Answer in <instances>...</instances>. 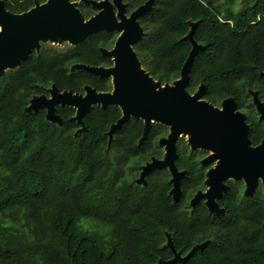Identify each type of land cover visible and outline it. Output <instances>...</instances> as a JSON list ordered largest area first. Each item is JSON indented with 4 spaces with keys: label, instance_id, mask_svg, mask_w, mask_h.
<instances>
[{
    "label": "trees",
    "instance_id": "obj_1",
    "mask_svg": "<svg viewBox=\"0 0 264 264\" xmlns=\"http://www.w3.org/2000/svg\"><path fill=\"white\" fill-rule=\"evenodd\" d=\"M35 1L3 0L20 13ZM73 1V0H71ZM127 13L147 0H122ZM154 0L139 17L144 33L133 48L141 65L161 84L180 76L192 48H201L189 69L187 90L203 85L202 98L220 106L233 98L246 115L252 145L264 140V120L253 92L264 104V0ZM85 17L95 8L80 2ZM115 30H99L62 48L44 45L0 75V264H182L169 262L188 254L187 264H264V183L246 195L243 180H226L227 190L213 212L205 199L202 164L207 153L192 149L184 137L176 143L175 164L185 171L180 193L167 167L140 181L142 166L162 158L159 139L169 127L121 117L118 105L91 107L81 123L76 109L57 105L60 123L46 109H28L31 99L59 91L84 93L85 86L110 91V76L76 67L111 66Z\"/></svg>",
    "mask_w": 264,
    "mask_h": 264
},
{
    "label": "water",
    "instance_id": "obj_2",
    "mask_svg": "<svg viewBox=\"0 0 264 264\" xmlns=\"http://www.w3.org/2000/svg\"><path fill=\"white\" fill-rule=\"evenodd\" d=\"M153 1L147 0L127 13L126 4L122 0H82L97 8V12L86 18L71 0L35 1L31 8L20 13L7 10L3 0H0V75L6 67L9 69L18 66L36 49L39 39L48 34L58 33L63 39L75 44L93 32L115 30L118 34L112 48L102 49L104 55L112 57L111 66L75 65L100 76H110L113 84L110 91H97L85 86L84 93H76L71 90L59 91L52 85L47 89L51 93L50 97L45 94L35 96L27 108H44L49 120L55 122L57 119L60 123L56 106L69 105L76 109L74 118L81 123L82 117L95 104L103 108L108 104L118 105L122 114L111 125L110 137L130 117L143 120L142 139L147 136L152 122L167 125L168 134L159 139V144L165 148L163 157L152 158L144 164L139 180L143 181L144 176L154 169L167 167L172 175L171 193L175 197L180 193V180L185 174L175 164L176 143L186 133L190 148L212 150L201 160L202 164L217 161L206 172L210 176L204 182L208 184V189L198 190L191 199V204L205 199V205L211 211L220 213L217 199L228 188L226 180H243L246 195H252L259 182L264 183V140L257 145L251 144L246 115L237 109L233 98H226L220 106H216L202 98L205 90L203 85L193 93L187 90L189 69L201 48L193 38V29L186 36L191 41L192 48L180 76L171 84H161L141 65L133 45L144 33L139 17L150 10ZM16 63V66H11ZM252 94L259 118L264 120V104L256 92ZM168 244L175 253L169 262L180 261L187 264L189 256L196 249L195 247L187 255L181 256L174 250L171 242Z\"/></svg>",
    "mask_w": 264,
    "mask_h": 264
},
{
    "label": "rangeland",
    "instance_id": "obj_3",
    "mask_svg": "<svg viewBox=\"0 0 264 264\" xmlns=\"http://www.w3.org/2000/svg\"><path fill=\"white\" fill-rule=\"evenodd\" d=\"M240 1H241V0H238L237 2H240ZM73 2L75 3V5H78L80 2H82V0H73ZM96 10H97V8L95 9V11H96ZM193 28H194V23L191 24L190 29H193ZM0 31H1V26H0ZM71 43H72L71 40L63 39V38L61 37L60 34H58V33L53 34V33H52V34H48V35H46V36L41 37V38L39 39L37 45H36V49L39 50V49H40L42 46H44V45L53 46V47H57V48H62V47H64L65 45H67V44H71ZM17 64H18V63L13 64V65H11V66H16ZM9 67H10V66H9ZM5 69H7V67H6ZM5 69H4V70H5ZM45 95H46L47 97H50V96H51L50 91H48V93L45 94ZM33 99H34V98H33ZM54 121L58 123L59 120L55 119ZM182 137L185 138L186 142L189 141L188 135H187L186 133L183 134ZM163 150H164V152H165V148H164V147H163ZM206 152H207V153L205 154L204 157H207V156L212 152V150H209V149H208V151H206ZM204 157H203V158H204ZM203 158H202V159H203ZM216 163H217V161H213V162H211L210 164H212V166H215ZM209 178H210V176L206 173V174H205V181H208ZM207 189H208V184H205V190H207Z\"/></svg>",
    "mask_w": 264,
    "mask_h": 264
},
{
    "label": "flooded vegetation",
    "instance_id": "obj_4",
    "mask_svg": "<svg viewBox=\"0 0 264 264\" xmlns=\"http://www.w3.org/2000/svg\"><path fill=\"white\" fill-rule=\"evenodd\" d=\"M95 12H97V10H96ZM95 12H94V13H95ZM94 13H93V14H94ZM93 14H92V15H93ZM86 18H87V17H86Z\"/></svg>",
    "mask_w": 264,
    "mask_h": 264
}]
</instances>
